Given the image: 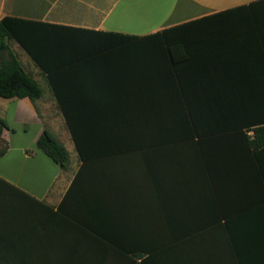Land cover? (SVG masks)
<instances>
[{
    "label": "crops",
    "instance_id": "obj_1",
    "mask_svg": "<svg viewBox=\"0 0 264 264\" xmlns=\"http://www.w3.org/2000/svg\"><path fill=\"white\" fill-rule=\"evenodd\" d=\"M253 3L250 23H205L175 40L192 64L181 63L176 82L194 78L180 87L200 97L226 95V46L261 62L264 0H0V20L74 29L81 47L67 50L79 56L61 93L79 141L94 149L85 161L76 149L63 169L38 148L45 128L75 140L46 75L11 42L47 87L36 103L0 97V264H264V146L250 145L253 130L175 136L182 105L167 100V50L142 39ZM110 34L139 39L99 40Z\"/></svg>",
    "mask_w": 264,
    "mask_h": 264
},
{
    "label": "trees",
    "instance_id": "obj_2",
    "mask_svg": "<svg viewBox=\"0 0 264 264\" xmlns=\"http://www.w3.org/2000/svg\"><path fill=\"white\" fill-rule=\"evenodd\" d=\"M259 4V3H258ZM257 3L249 6H242L226 11L214 17L187 23L184 26L168 29L142 38L146 41H156L155 49L165 47L167 54L163 56L165 72L167 73V87L171 90L167 94V100L174 102V99L181 101L182 110L174 114L177 122V133L179 137H199L209 134L235 133L236 136H245L246 131L253 130V138L250 145L254 148L264 146V42L263 50H258L261 62H250L253 49L243 50L231 44L226 46V95L214 97L195 96L190 94L191 90L180 87L191 86L197 83L194 78L179 81L177 84L175 73L185 63V68H191L190 60L185 62L186 56L181 57L177 50L175 40H187L193 35L190 28L201 24H242L250 23L249 11ZM248 9V12L247 10ZM244 11V12H241ZM253 15V14H252ZM184 27V28H183ZM184 31L186 36L175 38V32ZM74 29L31 21L27 19L4 17L0 20V97L24 98L29 97L34 103L43 96L41 84L26 71L16 53L12 50L10 43L17 42L33 59L36 65L46 75L58 105L64 115L68 128L75 140V146L83 161L88 159L89 153H93V145H86L79 141L77 127L69 111L66 110L65 100L61 93V78L63 69L69 62L77 60L79 53L69 54L68 48H80V43L75 42L70 34ZM110 38H99L105 44L114 41L138 40V37L110 34ZM95 39V38H94ZM110 42V43H107ZM235 47L234 49H232ZM232 49V50H230ZM162 50V49H161ZM230 50V51H229ZM181 57L184 59L179 60ZM185 57V58H184ZM246 59V60H245ZM195 71L210 68L209 66L193 65ZM216 68V65L213 66ZM184 83V85H183ZM176 91V94L174 93ZM203 101V102H202ZM206 103V104H205ZM173 118V115H172ZM7 126L0 118V135ZM40 150L52 158L63 169L70 166V153L64 143L60 141L48 128H45L37 140ZM2 154V152L0 153ZM136 264H146L143 260Z\"/></svg>",
    "mask_w": 264,
    "mask_h": 264
},
{
    "label": "rangeland",
    "instance_id": "obj_3",
    "mask_svg": "<svg viewBox=\"0 0 264 264\" xmlns=\"http://www.w3.org/2000/svg\"><path fill=\"white\" fill-rule=\"evenodd\" d=\"M36 67H37V66H36ZM37 69L40 70L39 67H37ZM41 84H42V86H43L44 88L47 87L43 82H41ZM67 133H69V132H67ZM68 135H69V140L66 139V138H64V137H60V139L63 141V143L65 144V146H66L67 149L69 150L70 155H71V159L74 160V158H75L76 155H77V151H76V148H75V146H74L73 141L71 140L70 134H68Z\"/></svg>",
    "mask_w": 264,
    "mask_h": 264
}]
</instances>
